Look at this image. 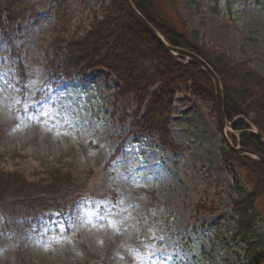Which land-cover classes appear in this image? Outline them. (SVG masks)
Masks as SVG:
<instances>
[{"label":"rangeland","instance_id":"1","mask_svg":"<svg viewBox=\"0 0 264 264\" xmlns=\"http://www.w3.org/2000/svg\"><path fill=\"white\" fill-rule=\"evenodd\" d=\"M110 1L9 0L22 17L16 44L34 78L26 93L18 88L0 34V170L33 182L55 167L96 189L138 105L119 98V82L106 69L55 87L44 82L43 66L58 35L70 40L90 32ZM180 3L189 30L236 59L243 50L264 76V0ZM179 89L168 121L172 147L161 145L158 132L133 134L111 169L116 202L88 198L65 219L20 230L2 231L0 219V264H102L108 243L112 264H243L234 177L224 165L228 146L215 104L196 99L188 83ZM259 229L264 233V212Z\"/></svg>","mask_w":264,"mask_h":264},{"label":"trees","instance_id":"2","mask_svg":"<svg viewBox=\"0 0 264 264\" xmlns=\"http://www.w3.org/2000/svg\"><path fill=\"white\" fill-rule=\"evenodd\" d=\"M131 1L167 44L197 54L212 67L223 87L226 121L233 132L242 134L240 137L232 134L230 139L235 145L264 157V143L247 133L255 128L264 136V76L253 69L245 52L241 50L243 57L236 59L218 45L205 42L198 32L189 30L180 13V0ZM221 1L230 4L232 0H214V5L218 6ZM110 2L103 9V19L94 17L90 32L81 37L72 36L70 40L58 35L52 44V53L45 59L44 82L57 87L73 76L106 69L119 82V98L132 97L138 105L130 130L119 136V146L101 169L99 184L94 190L86 184L75 183L71 173L55 167L47 168L33 182L18 172L0 170L2 231L29 228L38 220L65 219L77 203L88 198L101 197L116 202L118 194L111 169L133 134L139 138L158 132L161 145L172 147L168 121L180 85L190 84L196 99L216 105L212 79L199 65L168 54L134 20L124 1ZM21 18L20 13L11 8L9 0H0V34L7 44L17 86L26 93L34 74L28 72L22 50L16 44L15 27ZM214 110L217 111L216 106ZM222 155L224 165L234 177L236 198L232 211L237 222V237L246 247L243 264H264V233L259 229L264 212V165L229 148L223 149ZM106 250L107 258L102 259V264H112L109 243Z\"/></svg>","mask_w":264,"mask_h":264},{"label":"water","instance_id":"3","mask_svg":"<svg viewBox=\"0 0 264 264\" xmlns=\"http://www.w3.org/2000/svg\"><path fill=\"white\" fill-rule=\"evenodd\" d=\"M124 1L128 12L131 13L134 20L141 25V27L144 29V31L147 34H150L152 38L157 42L158 45H161L163 49L170 55L179 57L182 60H185L187 63H196L199 65L202 70L210 76L212 79L213 85L215 87V99H216V110H217V116L218 121L220 124L221 132H223L224 141L227 143L228 148L230 151L241 155L242 157L249 158L253 161H257L258 163L264 165V157L261 156L258 153H254L248 149H243L240 145H235L230 141V138L228 136L229 134H234L235 132H227V129L231 124L226 121L225 118V109H224V98H223V87L220 81L219 76L215 74L212 67L205 62L200 56L197 54H193L185 49H181L175 46H171L167 44L164 37L161 35V33H158L156 29L150 24V22H147L144 16L135 8L133 2L131 0H122ZM247 133H250L252 135H255L261 142L264 143V136L260 133V131H257L255 128L252 130H248ZM241 135V134H239Z\"/></svg>","mask_w":264,"mask_h":264}]
</instances>
